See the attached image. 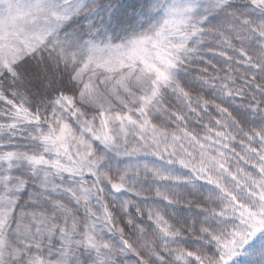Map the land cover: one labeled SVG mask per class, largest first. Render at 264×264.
Here are the masks:
<instances>
[{
    "label": "rangeland",
    "instance_id": "obj_1",
    "mask_svg": "<svg viewBox=\"0 0 264 264\" xmlns=\"http://www.w3.org/2000/svg\"><path fill=\"white\" fill-rule=\"evenodd\" d=\"M72 1L73 8L67 9ZM159 1L152 2L140 15L137 29L123 31L107 26L115 0H0V143L3 142V135L12 133L41 137L47 134L45 125L58 122L61 137L58 142L63 141L73 151V156H68L73 164L86 161L87 157L89 161L97 160L102 168L99 175L101 178L105 176L103 182L109 179L118 181L112 186L117 194L109 190L102 193L104 188L109 189V185L103 186L102 191L100 186L92 185L91 190H85V193L81 186L66 182L64 189L69 195L62 199L53 198V202L56 201L53 206L57 210L62 209L60 204L68 207L75 205L70 208L76 213H69L68 217L72 216L85 228L92 229L86 220V213L101 218V212H109L108 224L111 229L108 236L102 239L96 233L105 251L98 256L100 260H106L108 264H226L230 260L227 257L235 255L236 249L232 247V238L227 237L229 232L225 230L238 229L240 223H245L251 229V216L260 209L257 196L264 193V175L259 176L254 170L256 167L262 171L264 167V90L259 93L263 105L252 102L248 86L243 87L248 89L247 96L240 101L229 97L221 99L217 95L204 99L201 96L208 91L203 94L199 89L193 91L195 85L189 84L194 82V78L186 74V70L190 72V67L193 76L198 74L196 70L206 71L204 63L187 64L182 57L178 67L180 74L178 72L174 79L169 70L170 57L178 48L174 41L168 45L171 43L168 37L173 33L166 31L168 37L158 36V28H151L154 21L150 20V13ZM177 1L168 0L164 11H171L172 14L184 8L185 4L176 6ZM257 1L225 0L219 4V0H204L202 10L211 16L206 28L225 30V33L216 30L220 38L213 40L204 50L208 53L203 56L208 57L211 69L207 72L210 75H226L230 69L236 73L241 68L240 64L249 66L246 59L250 60V65H255V60L263 61L262 41L257 43L249 35L253 30L264 36V11L258 10ZM61 4L63 8L60 12H67L62 14V22L59 21L56 27L48 28L45 17L36 15L40 11L53 13L50 11ZM169 16L167 14V18ZM70 22H79L85 35L80 40L66 39V48L69 49L62 55L56 49L63 29ZM49 23L52 26L53 23ZM236 28L240 29V36L234 37L240 41L238 44L232 40ZM224 37L228 40L222 39ZM221 42L236 44L238 54L226 52ZM73 47L77 49L76 57L70 54ZM236 67L238 70L235 71ZM18 69H25V85L21 84L20 89L24 98L16 101L1 89V84L7 74H13ZM162 77H171L174 88L172 94H166L164 101L159 97L154 98V94H158L155 79L161 80ZM198 82L200 87L203 83L207 85L205 78ZM66 83L70 84L71 91L57 92L55 94L59 96L53 99L56 96L51 94L52 90H61ZM192 93L199 101H195L198 107L189 102L187 96ZM179 95L184 99H179ZM200 100L206 108L209 107L212 119H219V123H210V130L216 129L235 138L240 150L231 148L226 141L223 143L224 151L220 145L216 147L210 144L205 136L200 139L194 136L202 148L186 140L183 132H188L186 115L203 109ZM139 107L145 111L140 113ZM71 110L76 113H71ZM236 110H243L247 117H254L251 124L247 117L239 120L242 132L226 118L220 120V115L224 113L234 120ZM85 119L87 125H83ZM170 124L177 126L174 130L178 131L175 136L180 139V146H183L181 141L189 146L176 148L171 141L170 146L174 149L172 155L160 152L155 155V160L124 159L126 156H142V142L151 140L144 134L145 126L166 131L173 129ZM80 128H87L92 137ZM256 135L258 138H255ZM98 136L103 139H98ZM98 140H101V146L105 145L103 148ZM112 148L117 154L110 150ZM38 149H33L34 153H39ZM239 158L240 170L235 163L239 162ZM18 172L22 178V189L27 190L33 182L32 171L25 165ZM11 187L7 181L0 182V197L4 205L8 202L3 193L7 194ZM23 200L30 205L33 203L28 198ZM97 205H101L102 210ZM5 208H0V264H6L9 260H22V264L54 263L55 258L49 257V254L32 255L35 259L26 256L21 259L13 254L20 246L14 243L7 229L11 219L18 224L17 216L12 209ZM254 226L261 229L264 222L256 220ZM263 230L250 231L240 249ZM80 231L83 235L84 229ZM165 233L172 236L166 237ZM115 235L119 242H124L126 254L114 241ZM55 239L59 241L57 237ZM56 240L53 239L50 250L56 248ZM45 246L44 249H47ZM258 249L264 252L263 245ZM244 251V264H264L263 256L254 257V260L250 258L248 249ZM166 253L167 257L164 255ZM72 256L73 260L68 264H90L84 254L80 258L76 257L77 254ZM93 261L91 264H95Z\"/></svg>",
    "mask_w": 264,
    "mask_h": 264
},
{
    "label": "trees",
    "instance_id": "obj_2",
    "mask_svg": "<svg viewBox=\"0 0 264 264\" xmlns=\"http://www.w3.org/2000/svg\"><path fill=\"white\" fill-rule=\"evenodd\" d=\"M58 2L61 3V1ZM152 2H155V0H115L110 15L108 17L109 20L107 26L110 29L120 28L123 31H129L133 28L137 29V22H139L138 20L140 15L142 16V14H144V11L149 8V5ZM167 2L168 0L159 1V4H157L156 7L153 9V12L150 13V15H152L150 16V20L154 21V24L151 26V28L153 29L155 26L156 28H158L156 30V34H158V36L168 37V33H166V31L173 33L172 36L168 37L171 41V43H168V45L172 44V42L174 41L178 49L177 52H174L170 57L169 70L172 74V77L175 79V76L177 77V73L179 72L180 74L178 67L179 65H181V57L182 59H185V63L191 65L202 62L205 65L206 71L195 69L198 74L196 76H193L191 74V72L193 71L191 67L190 72L186 70V74L189 76L191 75L194 78V82L189 84L190 86L192 84L195 85L193 91L199 89V91H201V94L206 93V91H208L207 94L201 96L202 98L207 99L208 96L215 97L217 95L221 99H228L229 97L231 99L240 101L242 100L243 96H247L248 89H244L243 87L248 86L249 89H251V91L249 92V96H252V102H255L259 105H263L259 93L264 90V53L262 54L263 61L255 60L253 61L255 65H253V63H251L252 65H250V60L246 59V62L249 63V66L248 64L247 66H244V64H240L241 68L239 70L237 69V67L235 68V71L238 70L239 72L237 71L236 73H233L230 69L226 72V75L223 73L219 75H210L207 70L211 69V66L208 63V57L203 56V54H208L207 51H205V53L204 50H206L207 46H210L208 44L212 43L213 40H218L220 38V35L215 33L218 29L213 27L209 29L206 28V26L209 25V19L211 18V16L207 14L206 10L204 12L202 10L204 0H178V4L176 6H179L181 4H185V6L181 10H178L172 14L170 13L171 11H164V9L167 8ZM223 2H225V0H219L218 3L221 4ZM72 4L73 1L69 2L67 9L73 8ZM256 5L258 7V10L264 11L263 2L259 3L257 1ZM61 8H63L62 4L56 9L50 11L53 12L50 13L51 15L43 13V11H40L38 14H35L43 18L45 17V24L47 25H50L49 21L52 22V26L48 25V28H53L59 25L60 22H62L61 18L62 16H64L62 14L67 12H60ZM56 11L58 12L55 13ZM59 12L61 14H59ZM167 14H170L168 18ZM189 28L191 29L189 30ZM82 30V25L79 22H70L68 25H66L62 32L63 34L60 40V44H58L56 50L59 51L62 55H65L66 51L69 49V47L66 48V39L76 38V40H80L85 35L84 31L82 34ZM218 31L225 33V30L221 28ZM239 31L240 29L236 28L235 35H233L232 38V40H235V43L237 44L240 41L234 37L236 35H239ZM249 33V35H252L253 40L255 42L259 43L261 40V44L264 46V36L261 35L260 32L258 33L253 32V30H250ZM204 38L205 41H202L204 40ZM222 39L228 40V38L225 37ZM221 43L222 46L225 48L224 50L226 52H231V55H233V53L238 54V47L236 44L229 43V45L223 44V42ZM181 48L184 50L182 51ZM219 48L220 46L218 47V49ZM75 49L76 48L73 47V49L70 51V54L72 53L76 57L78 53L77 49ZM237 57H239V55ZM71 61L73 62V60ZM252 67H254V69ZM243 69L245 70L243 71ZM246 69L250 70L246 72ZM24 70L22 71L21 69H18L15 70V73L13 74H7L6 78L2 81L1 84V89H3L9 97L16 101H18L17 99L24 98L22 94H20V89L22 87L21 84H23V80L25 79ZM231 75H233V79L229 78V76ZM238 76H240L241 79ZM204 78L207 85L203 83L201 85L202 87H200L198 85V81L199 79L203 80ZM238 81H240L241 84ZM171 82V77H162L161 80L155 79V86L157 88L155 91H158V94H154V98L156 97L157 99V97H159L164 101L166 94H172L174 88L172 89ZM176 82H178V80H176ZM204 86L208 87L205 88ZM61 91H71L70 84L68 85V83H66L65 87L61 90H52L51 94L56 96L53 97V99H56ZM57 92L59 94H55ZM177 97L179 99H184L182 95H179ZM187 97L189 98V102L193 106L198 107L195 101L198 103L199 101L195 97L194 93L189 94ZM200 103L202 104V110H195L193 112L187 113L188 115H186L188 123H186L185 126L188 132L183 131L187 137L186 140L191 141V143L196 144L198 147H201L199 146L198 141L195 139V137L200 139L201 137L205 136L210 141V144L216 147L220 145L224 151L226 150L224 148L223 143H226V141L230 143L229 145L231 146V148H236L240 150V148L237 147L238 142L235 138H232L231 136H228L223 133H219L216 129L215 131L210 130L212 126L210 125V123H219V119L215 118L213 120L210 112L208 111L209 107L206 108L205 103L201 100ZM143 111L145 110L139 107V112L142 113ZM73 112L76 113L75 110L71 113ZM236 112L237 115L235 119L233 118L234 120H230L228 116L225 115V113L224 115H220V120H225L226 118L231 124H233L238 130L242 132V124L239 122V120L243 118L245 119V117L247 116L245 115L246 113L243 110H236ZM216 114L218 115L219 113L216 112ZM230 116L233 117L232 115ZM78 117L79 116H77V118ZM247 118L250 119L251 124L253 122L254 117ZM84 124L87 125L86 119L83 122V125ZM170 125L173 127V129L170 128L166 131L157 127L145 126L146 128L144 130V134H146V136H148L151 140L150 142H142L144 145L142 156H140V154L132 157L126 156L124 157V159L129 161H135L136 158H153L152 160H155V155L159 154L160 152L162 154L168 152L169 155H172V151L174 149L170 146L171 141L172 144L176 145V148H186L187 146H189L185 141H181L183 146H180V143L178 142L180 139H177L175 136L178 131L174 130L177 129V126L174 124ZM44 127L47 128V134L41 137H36L34 135L25 137L27 135L22 136L20 133H12V135H3V142L0 143V182L7 181L12 186L10 190L6 191L8 192L7 194L3 193L4 198L8 202L7 205H4L3 199L0 197V208L2 206H6L7 208H5V210L12 209L13 214L17 216L16 222L18 223L16 225L13 219L8 222L9 228L7 229V231L15 240L14 243L17 244V246H20V249L17 248L16 251L13 252V254L21 259L24 256L28 257V259H35V257H32V255L44 256L45 254H49V257L53 259L55 258V262L51 264H68L71 260H73V254H77L76 257L79 258L84 254L86 257H88L90 264L93 260H95L93 261L95 264H97L96 262H100L98 264H105L104 262H106V260H100L98 257L102 256L101 254L105 253V251L102 249L100 241L96 236V233H98L102 237V239L103 237L108 236L107 234L110 232L111 229L110 224H108V217L110 216V214H108L109 212H101V218H96L95 215H88V213H86V216L88 217L86 218V220L90 227H92V229L88 227L85 228L83 225H80L79 221H74L72 216L68 217L69 213H76L70 208L75 205L70 204L71 206L68 207L65 204H60L59 207L62 209L57 210V208L53 206V203L56 202H53V198L55 197L56 199H62L65 196L69 195L64 189L66 182L70 185L71 183H74L77 185L76 187L81 186L83 191H90L92 185L100 186V191H102V188H104L103 186L109 185V189L104 188V192L102 193L105 194L109 190V192L117 194L118 192L116 190H113L112 186L118 181L109 179L106 180V182H103L105 176H102L101 178L99 175V172L102 169L100 162L97 160L93 161V159L92 161H89V158L87 156H85L87 157L86 161L80 160L73 164L68 157L73 156V151H71V149H69V146L63 141V144H59L58 142V138H61L59 134L60 127L58 128V122L57 124L52 123V125L47 124ZM50 130H52V132H50ZM80 130L86 133V135L92 137V135L88 134L87 128H80ZM99 138L103 139L101 136H98V139ZM255 138H258L257 135ZM173 141L176 143H174ZM98 142L101 146V140H98ZM104 146L101 147L103 148ZM33 149H38L39 153H34ZM110 150L114 151L113 148ZM46 159L54 160V162L47 161ZM235 163L238 166V170H240L241 165L239 163H241V158H239L238 163ZM243 163L244 162H242V164ZM25 165H28L29 169L32 171L33 174V182L31 183V185H29L27 190L22 189V178L18 172V170L20 168H23V166ZM220 169L223 170V168ZM261 169L262 171H260L256 167L254 169L257 171L259 176L264 175V167ZM252 182L254 183L253 180ZM87 191H85V193ZM89 194L90 192L87 193L88 196ZM23 198H28L29 202L33 201L32 205H30V203H26ZM257 198L260 209L258 212L253 213L251 216V229L245 223H240L238 229H234L233 227L225 230L226 233L229 232V234H226L227 237L232 238L230 239L231 241H233L232 243H234L232 247L236 249L235 255H237H231L227 257V260H229V258L230 260L226 264H244L246 261V254L244 251L245 249H248V252H250L251 259H254V257L255 259H257V256L264 257V252L259 251L258 249L261 248V245H263L264 247V230L259 235H255L251 241L249 240L247 244L240 249V245L242 244V242H244V239L246 238L248 233H250V231L255 232L257 230L264 229V226L261 229H259L260 226L253 227L254 222L256 220H262V222H264V193H261L259 196H257ZM19 202H22L23 204ZM97 206H99V210H102V207H100L101 205ZM1 219L3 218L1 217ZM82 228L84 229L83 235L80 231V229ZM239 231H244L246 235H242L244 232L239 233ZM232 234H234V236H232ZM165 235L169 238L170 236H172L171 234L166 233ZM55 237H57L59 241H57ZM114 237V241H116V243L122 248L123 253L126 254L127 249L124 248V242H119L118 237H116V235ZM53 239L56 240L58 244H56V248L54 250H50L52 244H54ZM45 244V247L47 249H44ZM57 245H59L58 248ZM83 251H85L87 255ZM164 255L167 257L168 253ZM15 262L17 261L9 260V262H7L6 264H19L22 262V260L17 263ZM262 262H264V258ZM106 264L108 263L106 262ZM109 264L114 263L109 262Z\"/></svg>",
    "mask_w": 264,
    "mask_h": 264
},
{
    "label": "bare ground",
    "instance_id": "obj_3",
    "mask_svg": "<svg viewBox=\"0 0 264 264\" xmlns=\"http://www.w3.org/2000/svg\"><path fill=\"white\" fill-rule=\"evenodd\" d=\"M264 0H258L259 3H262Z\"/></svg>",
    "mask_w": 264,
    "mask_h": 264
}]
</instances>
